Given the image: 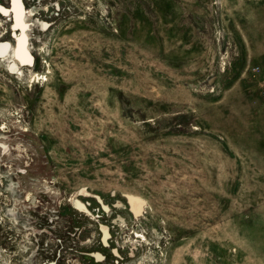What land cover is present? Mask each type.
<instances>
[{"label":"rangeland","instance_id":"1","mask_svg":"<svg viewBox=\"0 0 264 264\" xmlns=\"http://www.w3.org/2000/svg\"><path fill=\"white\" fill-rule=\"evenodd\" d=\"M17 4L0 48L28 32L32 59L0 56V264H103L83 251L104 224L122 264H264V0Z\"/></svg>","mask_w":264,"mask_h":264},{"label":"flooded vegetation","instance_id":"2","mask_svg":"<svg viewBox=\"0 0 264 264\" xmlns=\"http://www.w3.org/2000/svg\"><path fill=\"white\" fill-rule=\"evenodd\" d=\"M1 7L4 8V10L6 12H8V15H11V10L10 8L4 6V5H1ZM22 22H25V17L23 18ZM9 44L11 42H4L3 44ZM2 57V55H0ZM102 224V223H100ZM106 224H104V229H101L103 231V237H101V244L103 246V248H100V249H94V250H85L83 251V254L89 256V257H92L96 262H100V263H103V264H109V261H113V264H122V262L124 260H126V256L123 254V251H124V246L122 245H114V247L112 246V242L111 240H113V233H112V230H111V226H109V228H106L105 226ZM101 234V235H102ZM141 237V236H140ZM138 241V240H137ZM115 243V241H114ZM134 243V242H133ZM109 250V251H108ZM132 252H135L134 248L132 250ZM129 254V252H127ZM129 256H132L131 254H129ZM135 256V254H134ZM50 264H58V260L56 261H53L51 260L50 261Z\"/></svg>","mask_w":264,"mask_h":264},{"label":"bare ground","instance_id":"3","mask_svg":"<svg viewBox=\"0 0 264 264\" xmlns=\"http://www.w3.org/2000/svg\"><path fill=\"white\" fill-rule=\"evenodd\" d=\"M17 3H18V0H14L15 15H16L18 24H20V23H22L24 15L21 13V10L17 8V6H18ZM26 24H27V22H26ZM25 32H26V30H25ZM28 35H29L28 32L26 34L23 33V35L18 38V46L13 45L12 42H11L8 45H6L3 49L0 48V55H2V57H4V58H9V57H11L12 54H14L17 57L21 58L23 61L31 60L32 58L30 57V53H29L30 43H29ZM10 46L11 47L13 46V50L8 51L9 50L8 48ZM11 188H12V190L15 189V184H12ZM130 201H131L132 210L136 214H138L140 212V210L142 209V207H143L141 202H139L133 196L131 197ZM140 236L143 237L145 240L148 239L145 233L140 234L139 237Z\"/></svg>","mask_w":264,"mask_h":264}]
</instances>
